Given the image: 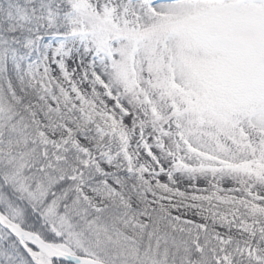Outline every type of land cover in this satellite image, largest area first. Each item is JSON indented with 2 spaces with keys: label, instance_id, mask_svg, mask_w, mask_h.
<instances>
[{
  "label": "snow or ice",
  "instance_id": "obj_1",
  "mask_svg": "<svg viewBox=\"0 0 264 264\" xmlns=\"http://www.w3.org/2000/svg\"><path fill=\"white\" fill-rule=\"evenodd\" d=\"M0 264H264V0H0Z\"/></svg>",
  "mask_w": 264,
  "mask_h": 264
}]
</instances>
